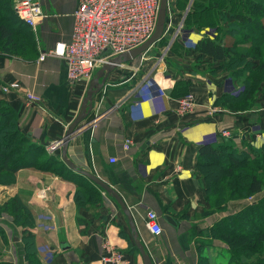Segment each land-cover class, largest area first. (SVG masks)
Instances as JSON below:
<instances>
[{
    "label": "crops",
    "instance_id": "obj_1",
    "mask_svg": "<svg viewBox=\"0 0 264 264\" xmlns=\"http://www.w3.org/2000/svg\"><path fill=\"white\" fill-rule=\"evenodd\" d=\"M39 1L43 19L36 20L35 29H28L30 49L24 47L15 56L0 54V102L16 112L20 130L49 153L48 145L62 140L80 112L89 83L100 68L88 81L71 83L61 58L47 56L39 61L58 42L70 41L78 0ZM229 2L195 0L199 9L194 8L192 21L186 19L188 11H179L184 1L173 2L176 16L170 8L168 11L170 20L178 19L175 24L172 20L173 26L184 21L203 26L189 33V38L182 35L184 53L206 36L203 30L215 23L217 10L231 7ZM190 4L192 0L187 1L188 7ZM149 54L150 50L109 73L88 118L71 136L67 157L74 166L94 174L120 195L152 264H227L228 247L207 236L208 229L246 203L239 200L236 208L231 203L223 214L203 216L209 204L203 201L196 154L200 145L223 137V131L231 139H254V145H260L264 140V97L244 113L229 110L213 104L222 95L217 82L226 73L216 70L212 74L207 61L197 60L196 54L173 59L172 64L164 62L166 55L155 58ZM151 59H155L153 66L144 70L143 62ZM181 81L188 83L186 92L195 100V107L186 114L178 112L179 96L185 91L178 86ZM13 83L19 84L16 90H2ZM32 96L35 99L29 101ZM126 140L130 145L124 149ZM61 153V147H57L53 155L61 161ZM111 159L115 161L111 163ZM62 173L63 177L21 169L15 184L0 186L3 202L19 197L31 211L35 225L10 226L14 233L7 237L9 249L16 251L21 236H31L45 264H143L140 253L134 250L129 222L116 201L89 180L95 186V195L77 203V181L84 180L68 167ZM43 188H48L46 199L36 196ZM149 210L159 216L160 236L150 234L145 225V212ZM6 218L1 223L7 227L11 221L8 215ZM196 240L200 241L199 248ZM108 243L119 255L118 261L105 260L109 255L104 245ZM10 257L0 255V260L12 262Z\"/></svg>",
    "mask_w": 264,
    "mask_h": 264
},
{
    "label": "trees",
    "instance_id": "obj_2",
    "mask_svg": "<svg viewBox=\"0 0 264 264\" xmlns=\"http://www.w3.org/2000/svg\"><path fill=\"white\" fill-rule=\"evenodd\" d=\"M217 4L220 5L219 2ZM229 4L231 7L217 10L216 18L220 27L212 29L217 33L215 37L203 36L185 54H196L197 60L205 59L208 67H211L212 74L220 70L228 73L230 78L228 79L233 83L245 84L244 93L237 96L222 94L216 100L221 106L239 112L242 110L239 109L240 106L245 105L244 110L252 107L257 90L260 89V84L264 83V25L258 17L264 12V0H230ZM183 28L184 31L190 30L184 25ZM28 29L16 17L12 9V0H0V54L8 56L20 54L22 48H26L30 41ZM16 36L22 37L25 41L18 38V42ZM244 44L250 45L253 49L239 50ZM216 62L218 64L215 68ZM239 64L246 66L242 74L237 68ZM217 83L218 86H222L223 79ZM187 85L188 83L183 81L178 84L183 88ZM244 144L247 149L239 150L232 146L230 140L219 135L217 141L198 147L196 174L203 190V201L213 209L221 211V206L227 201L245 200L249 197L253 199L264 192V142L260 148L246 141ZM203 158L219 161L221 169L216 173L212 172L214 169L212 171L208 169L205 173L202 168L204 164L201 162ZM212 160L210 165L214 166L215 162ZM64 168L67 167L56 154L46 153L41 145L32 142L28 134L20 130L16 112L11 110L6 102H0V186L15 184L16 175L21 169L54 173L63 177ZM235 168L240 170L237 172ZM76 175H80L84 180L77 181L78 191L75 193L76 202L81 203L84 198L95 195L93 193L95 186L83 175L79 173ZM209 176H215L218 180L214 179L215 183L209 185ZM67 179L70 180L68 177ZM81 188L84 189V193ZM3 208H6L5 213L11 216L13 225L20 228L35 226L31 211L19 197L14 196L8 200ZM213 212L207 208L203 216ZM207 236L223 242L228 247L227 264H264V196L251 200L249 205L233 214L223 216L208 229ZM0 238L7 242L4 234L1 233ZM199 242L195 241L197 248L201 246ZM35 249V239L23 236L17 244L16 252L19 259L25 255L27 264H39ZM134 250L139 252L136 247ZM0 264L13 263L0 260ZM199 264L204 262L199 261Z\"/></svg>",
    "mask_w": 264,
    "mask_h": 264
},
{
    "label": "built area",
    "instance_id": "obj_3",
    "mask_svg": "<svg viewBox=\"0 0 264 264\" xmlns=\"http://www.w3.org/2000/svg\"><path fill=\"white\" fill-rule=\"evenodd\" d=\"M160 0H78L76 10L73 12V27L70 41L58 42L53 49L44 52L39 61L47 56L61 58L66 66V78L71 83L75 81H88L93 74L116 56L130 52L131 49L141 46L148 40L155 30ZM12 9L22 25L36 28V20L43 19L39 0H12ZM173 23L166 19L163 35L172 29ZM183 25L174 29L173 39L180 35ZM145 53V52H144ZM143 55V54H142ZM19 84L13 83L3 87V91L16 90ZM231 95L239 93L238 90H229ZM29 101L35 97H28ZM97 102V107L99 106ZM178 112L184 114L192 110L193 96L191 93L178 100ZM224 136H230L223 131ZM61 141L48 145L46 150L52 153L59 147ZM130 141L126 140L124 149ZM115 160L111 159L113 163ZM48 188L39 190L36 196L46 199ZM145 225L150 234L160 236L162 229L158 214L149 210L145 212ZM108 252L106 261H118L119 255L108 243L104 245Z\"/></svg>",
    "mask_w": 264,
    "mask_h": 264
},
{
    "label": "rangeland",
    "instance_id": "obj_4",
    "mask_svg": "<svg viewBox=\"0 0 264 264\" xmlns=\"http://www.w3.org/2000/svg\"><path fill=\"white\" fill-rule=\"evenodd\" d=\"M174 1H176L177 2V0H172L171 2H167V12H166V16H167V18H168V15H170V12L168 13V11H169V8L173 11V2ZM179 1H184V6H183V8L182 7H178V6H175V8L176 9H180L179 11L182 13V12H186V11H188L189 13H187L188 15H189V17H187L186 19H188V21L190 20V21H192V20H194V16L192 15L193 14V11H194V8L196 7V9H199L196 5H195V0H192V4H190L189 5V7H188V5H187V1H189V0H179ZM170 6V7H169ZM190 11H192V12H190ZM173 14H174V11H173ZM173 14H171V17H173ZM174 16H176V14H174ZM258 17H259V21L264 25V12L263 13H260L259 15H258ZM166 18V19H167ZM172 19V18H171ZM173 20V19H172ZM175 20H178V19H176L175 18ZM175 20H173V23L175 24L176 23V21ZM217 20V19H216ZM185 22L184 21V23L183 22H179V23H181V24H183L184 25V27H186V29H188V28H192V26L195 28H193V29H190V30H185L184 31V28L182 29V31H181V33H180V36L178 37V39L177 38H175V39H173V41H172V37H173V33H174V29H175V27L176 26H172V29H170V31L167 33V34H165L160 40H158V42H156V43H154L153 44V46L152 47H150V54H153V56H155V58H158L159 57V55H166V57L164 58L165 60H164V62L165 63H171V61L173 60V59H182L183 60V57L186 55L183 51H182V48H181V42H183V40H182V38L185 36V34H187V37L189 38V33H191L192 31H194V32H197L199 29H201L203 26H199V28L196 26V24L195 25H190L189 23L190 22ZM198 24V23H197ZM220 27V24H218V20L217 21H215V23H211L210 25H208V28L207 29H205V30H203V31H205L204 33H203V31H202V33H203V35H206V36H208V35H211V38H214L215 37V32L214 31H212V29L213 28H215V27ZM224 27V26H223ZM196 28H198V29H196ZM187 32V33H186ZM208 34V35H207ZM182 35H183V37H182ZM17 37V39L19 38V39H21V40H24L25 41V39H23L22 37H18V36H16ZM19 39H18V42H19ZM30 39V38H29ZM258 39H259V37H258ZM16 40V39H15ZM255 42H257V41H255ZM24 43H27V42H24ZM28 45H29V43L27 44V47L25 48V49H27V51L30 49V45H29V47H28ZM264 45V44H263ZM251 46L250 45H242L241 46V48H239V50H243V51H247V50H251ZM24 49V47L22 48V50ZM253 49V48H252ZM21 50V51H22ZM259 49H257V51H258ZM21 51H20V53H21ZM24 54H28L27 52L25 53V51H24ZM149 54V55H150ZM161 57H163V56H161ZM136 59V58H135ZM249 60V59H248ZM153 61H155V59H151V60H145L144 62H143V64H144V70H147V69H150L152 66H153ZM179 62V61H178ZM254 62H256V61H254ZM167 63V64H168ZM180 63H182L181 61H180ZM259 63V62H258ZM134 65H136L137 64V62L135 61L134 63H133ZM172 64V63H171ZM170 64V65H171ZM255 64H257V63H255ZM240 66L239 67H237L239 70H241V71H239V73L240 74H242V72L245 70V68L244 67H246V66H244L243 64H239ZM242 65V66H241ZM247 68H249V66L247 67ZM226 77H224L223 78V85L222 86H220L218 89L222 92V94H226V95H229V96H232L231 95V92L229 91V90H231V88L232 89H236V90H238L239 91V93L238 94H242V92L243 91H245V84L243 83V84H240V83H238V82H236V83H233V81L232 80H229L230 78L228 77V73H226ZM226 78V79H225ZM229 78V79H228ZM224 79H225V81H224ZM9 85H11V84H8V85H6V86H3V87H7V86H9ZM3 87H2V90H3ZM260 89L259 90H257V94H256V100L253 102V105H252V107H250L249 109H246V110H244L245 109V105H243V106H240L239 107V109H242L241 111H239V113H244V111H249L250 109H253V107L255 108V105L257 104V102L258 101H260V99L262 98V97H264V83H262V84H260V87H259ZM183 90H185V91H183V92H181V95H180V100L181 99H183V97H185L186 95H188L187 94V92H186V88H183ZM4 92H9V90H7V91H4ZM244 93V92H243ZM186 94V95H185ZM238 94H236V95H233V96H237ZM185 95V96H184ZM182 96V97H181ZM192 96H194L193 94H192ZM217 101L215 100L214 101V103L213 104H216V105H218V103H216ZM195 107V100H194V97H193V107H192V109ZM244 110V111H243ZM186 113H188V112H186ZM185 113V114H186ZM230 135V134H229ZM231 136V135H230ZM230 136H223L222 138L223 139H226V138H228V139H226V140H230L231 141V143H232V146H235L237 149H239V150H246L247 148H246V145L244 144V141H246V143H250L252 146H255L254 145V142H255V140L254 139H249L248 140V138L247 139H241V141H239L238 139H236V138H232L231 139V137ZM234 137V136H233ZM239 137V136H238ZM230 138V139H229ZM264 142V140L261 142V144L260 145H258V146H255L256 148H260L261 147V145H262V143ZM3 144H4V141L3 142H1V145L3 146ZM211 160L212 159H209V158H203V159H201V162H203V164H204V167H202L203 168V170L205 171V173H206V170H210V171H212L213 169V173H216V171L217 170H220L221 169V165H219L220 163H219V161H217V162H215V161H213V162H215L214 163V166H212V165H210L212 162H211ZM235 171L237 170V172L240 170V168H235L234 169ZM241 172V171H240ZM214 179L215 180H218V179H216L215 178V176H209V178H208V180H209V185H213L215 182H214ZM81 190H82V192L84 193V189L83 188H81ZM262 196H264V192L263 193H261L260 195H257V196H254L253 197V199H257L258 197H262ZM11 198H9V199H7V201L8 200H10ZM252 199V197H249V199H245V200H243L242 199V201H243V203H246L247 205H249L250 204V201L251 200H253ZM240 199H235L234 201H227V202H225V203H223L224 205L223 206H221V211H219V210H216V209H213L212 207H210L209 205H207L208 206V209L210 208V210L212 211H214L213 212V214H215V213H218V214H223L226 210H227V208L229 207V205H231V203L233 204V206L236 208V206L238 205L237 203H238V201H239ZM7 201L6 200H4V202H3V200H2V198H0V228H1V230H0V234L2 233V234H4L5 235V239L7 240V242L5 243L3 240H1V238H0V255H10L11 257H10V260H12V263L13 264H27V260H26V258H25V255H23V256H21V258L19 259V257H18V254H17V252L16 251H12L11 249H9V245H10V242H9V240L7 239V237L9 238L11 235H13V233H14V230H10L9 229V227L10 226H12V227H14V228H20V227H18V226H16V225H13L12 224V222L11 223H8V226L6 227V226H3V224H4V222H3V220H4V218H6V216L8 215V213H5V211H6V208H3V206L5 205V203H7ZM1 202H3V203H1ZM244 205V207H246L247 205ZM241 209V208H240ZM240 209H238V210H240ZM209 215H211V214H209ZM9 216V221H12V219H11V216L10 215H8ZM3 217V218H2ZM7 219V218H6ZM3 224H2V223ZM22 228V227H21ZM22 237L23 236H21V238L20 239H22ZM35 246H36V243H35ZM9 251H11V252H9ZM35 253H36V258H38V262H39V264H45V262L44 263H42V261L39 259V256H38V253H37V251H36V249H35ZM13 255V256H12Z\"/></svg>",
    "mask_w": 264,
    "mask_h": 264
},
{
    "label": "water",
    "instance_id": "obj_5",
    "mask_svg": "<svg viewBox=\"0 0 264 264\" xmlns=\"http://www.w3.org/2000/svg\"><path fill=\"white\" fill-rule=\"evenodd\" d=\"M167 2L168 0H160L159 2L160 7L157 14V19H156L157 23L155 26V30L152 33V36L148 40H146L144 44L134 49H131L130 52L128 53L110 59L107 63L103 64L102 67L97 71L95 77H93L89 83L88 89L85 93L86 95L83 98L79 108L80 112L75 116V119L68 126V129L66 130L64 136H62L61 143L59 144V147H61V152H62L61 161H63L65 166H67L73 172L79 173L88 180H90L91 182H93L96 186H98L101 190H103L105 194L111 196L116 201L119 208H122L126 216L127 222H129L132 231V236L134 238V243L137 250H139L143 264H152V259L149 253L144 249V246L141 244V242L138 239L137 233L135 231L134 221H132V215L129 211V208L125 205L120 195L116 193V191L112 189L107 183L105 184L102 180L98 179L94 174L92 173L90 174L86 171H82L78 167L74 166L73 163L67 157L66 148L68 142L71 139V136L75 134L76 130L80 127V124L88 118L90 112L93 109L92 106L95 97L98 95L99 91L105 85L107 80L106 78L109 75V73H111L117 66H120L123 63H128L131 60L144 54V52L150 50V47H152L154 43L158 42V40H160L164 36L163 31L167 18L166 16L167 7H168ZM170 222L174 224L172 220H170Z\"/></svg>",
    "mask_w": 264,
    "mask_h": 264
}]
</instances>
